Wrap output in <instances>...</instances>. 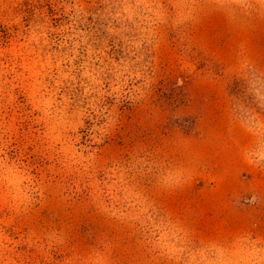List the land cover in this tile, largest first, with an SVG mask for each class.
Returning <instances> with one entry per match:
<instances>
[{
    "label": "rangeland",
    "instance_id": "obj_1",
    "mask_svg": "<svg viewBox=\"0 0 264 264\" xmlns=\"http://www.w3.org/2000/svg\"><path fill=\"white\" fill-rule=\"evenodd\" d=\"M0 264H264V0H0Z\"/></svg>",
    "mask_w": 264,
    "mask_h": 264
}]
</instances>
